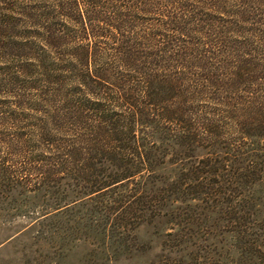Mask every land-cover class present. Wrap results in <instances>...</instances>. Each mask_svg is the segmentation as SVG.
Instances as JSON below:
<instances>
[{
    "label": "trees",
    "instance_id": "trees-1",
    "mask_svg": "<svg viewBox=\"0 0 264 264\" xmlns=\"http://www.w3.org/2000/svg\"><path fill=\"white\" fill-rule=\"evenodd\" d=\"M18 218L106 261L146 226L149 264H264V0H0V240Z\"/></svg>",
    "mask_w": 264,
    "mask_h": 264
},
{
    "label": "rangeland",
    "instance_id": "rangeland-1",
    "mask_svg": "<svg viewBox=\"0 0 264 264\" xmlns=\"http://www.w3.org/2000/svg\"><path fill=\"white\" fill-rule=\"evenodd\" d=\"M21 233L7 240H0V264H149L161 252V238L155 236L152 227L142 226L135 231L136 246L139 252L130 258L121 257L115 261H106L89 243L65 244L56 241L36 240L27 231L26 222L20 218ZM26 227V228H25ZM160 235L161 230H157Z\"/></svg>",
    "mask_w": 264,
    "mask_h": 264
}]
</instances>
